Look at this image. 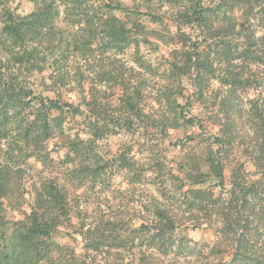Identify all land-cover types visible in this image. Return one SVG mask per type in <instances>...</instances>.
<instances>
[{
  "label": "trees",
  "instance_id": "obj_1",
  "mask_svg": "<svg viewBox=\"0 0 264 264\" xmlns=\"http://www.w3.org/2000/svg\"><path fill=\"white\" fill-rule=\"evenodd\" d=\"M29 1L34 3L31 12L19 14L7 7L0 10V264H89L87 257L97 259L106 251L121 260L118 264H135L126 261L133 247L140 252L137 264H162V256L170 264L177 260V252L190 249L178 235L179 229L187 223H199L202 215L215 232L219 228L220 236L216 238L215 233L207 244L212 257L208 264H264V240L254 243L252 239V235H264L259 229L264 225V107L258 105L257 95L264 88V0H233L230 5L228 0L213 5L209 0H175L180 6L175 7L179 10L174 21L178 27L183 24L179 36L184 46H189L173 51L167 78L184 80L191 90L185 95L182 89L174 92L171 87L157 95L161 108L158 118L145 111L142 85L131 80L135 68L127 64L103 72L102 79L113 81L121 89L114 111L108 103L98 102L95 95L87 99L83 89L78 91L79 103L63 100L62 88L77 82L78 75L69 80L60 69L62 57L56 58V52L68 41L63 35L70 33V45L78 46L85 35L77 33L83 29V34L89 32L95 38L101 32L103 49L116 56L132 48L135 63L152 70L140 47L150 43L145 16L163 22L154 9L131 8L121 0ZM236 6L243 10L240 19L227 14V8ZM83 10L87 13L82 14ZM117 11H124L126 18ZM61 14L65 17L59 24ZM254 15H258L260 30L252 22ZM152 35L162 38L156 30ZM214 81L224 92L213 108L208 105ZM250 89L255 93L249 94ZM240 98L245 100L240 104L247 107L250 116L245 130L239 123L244 112L232 113L240 105L234 100ZM67 114L85 122L89 138L66 132ZM212 114H217L219 129L210 136L209 150L186 152L177 160L175 172L167 170L158 155L147 162L132 156L135 145H125L114 157L119 172L129 176L131 185L154 179L150 187L157 195L150 193L139 224L123 228L124 223L110 218L106 222H72L75 199L60 176L77 178V173H84L86 177L93 175L94 183L98 179L104 183L102 174L110 163L95 148L99 140L121 133L133 139L149 134L151 144L160 141L158 135L166 140L168 129L180 124L202 129L203 135L204 118ZM239 136V147L252 159L255 170L248 171L245 162L239 163L232 168L227 185L226 159ZM59 138L68 149L58 161L48 150L49 143ZM16 158L26 165L35 158L45 168L58 162L55 168L60 176L47 177L36 185L30 201L20 185L24 173L18 170L22 166ZM168 181H175L183 195L185 211L190 213L185 219H179L170 204L161 200H170L162 185ZM208 182L215 183L217 194L209 190ZM7 206L21 210L23 218L5 220L2 213ZM63 228H70L71 235H80L85 253L78 255L74 246L56 239L55 234Z\"/></svg>",
  "mask_w": 264,
  "mask_h": 264
},
{
  "label": "rangeland",
  "instance_id": "obj_2",
  "mask_svg": "<svg viewBox=\"0 0 264 264\" xmlns=\"http://www.w3.org/2000/svg\"><path fill=\"white\" fill-rule=\"evenodd\" d=\"M232 1L233 0H228V4L230 5ZM121 2H123L125 6L131 8L139 7L140 10L144 11L148 10L147 8H152L156 11L155 13L160 16L159 18L163 20L162 23L160 21H156V23L153 21L154 19L149 16H145L144 19L146 26H148L147 32L149 33L148 36L150 43L142 44L140 50L141 53H143L142 56L152 65V70L141 68L137 65L138 63H135L133 56L134 50L132 48L128 49L125 54L120 56H116L114 52H107L104 50L102 36L100 35L101 32L95 38L90 37L88 34L89 32L87 33L84 31L83 34V29L80 30V33L77 34L85 36L80 37L83 41L78 46H74L72 43L70 45L72 36L70 33L67 34L66 32V36L63 35V39L68 41L64 42L63 48L56 52V58L62 57L61 63H59L61 66V72L69 76V80H72V76L78 75V81H71L68 86L62 88V98L65 101L77 104L79 103L78 91L83 89L86 93L87 99H89L90 96L95 95L98 102L108 103L113 107L114 111V108L119 104L118 97L121 89H119L120 87L113 81L102 79L103 72L118 70L122 64H127V66H133L135 68V70L131 72H135V75H133L134 77L130 75L131 80H133L134 84L142 85L143 94L146 97L144 106L145 111H150L151 115L158 118L160 116L161 108L156 102L157 95L161 94L166 88L171 87L172 90H176L174 92H178L182 89V94L185 95H188L191 90L189 83L184 80L181 82L176 79L168 80V72H166L170 68V60H172L173 51L177 49L181 52L184 49L187 50L189 46H184V43L179 36L181 34L180 31H182L184 27L183 24L178 27L174 21L176 19V12L179 10L175 9V7L180 6V3H175V0H121ZM209 2L213 5L218 2V0H209ZM5 7L22 14L31 12L34 9V3L29 0H0V10ZM227 9H229L227 14H229L230 17L240 19V14L243 12L240 7L236 6L232 9ZM61 10L64 11L63 6L61 7ZM86 13V11H82V14ZM116 14H118V16L120 15L122 18H126L124 11H117ZM126 16L128 18V14ZM64 17V14L60 15L59 24H62ZM71 18H75V16ZM252 22L255 26H258L257 28L260 30L261 27L259 25L261 23L258 19V15H254ZM1 24L2 11L0 13V26ZM155 30L158 32L159 36L162 37L161 39L160 37L152 35V32ZM187 31L192 32L193 30L188 29ZM192 35L193 37H196L195 33H192ZM62 51L63 54H60ZM213 83L214 91L210 97L212 101L208 106L214 108V101H219L222 98V96L219 97V95L220 92L223 94L224 90L219 87V84L216 83V81ZM110 84H114L115 86L112 88ZM253 93H255L254 89H250L249 94ZM49 94L53 97L55 96V93L53 92H49ZM177 95L179 96V93H177ZM257 95H260L258 98V105L264 107V88H262L261 93H257ZM217 97H219L218 100L216 99ZM242 97H244V95H242ZM234 101L237 102V104L245 102L242 98ZM200 108L199 110H201ZM246 108L245 105L240 104L232 112H244L245 116H240L241 120L239 121L242 130L246 129L247 125L245 124L248 123V120L250 119V116L246 113ZM194 112L200 113L198 109H194ZM58 115V113L55 114V116ZM212 115H207L204 118L205 121L203 123L205 129L203 130V135H201L202 129L186 124H180L176 128L168 129L166 140H161L160 135H158L157 138H159L160 141L155 140V142H152L151 144L148 139L150 137L149 134L137 135V137L133 139L130 135H124L121 133L118 135H109L99 140L95 148L99 152V156L110 163L105 166V170L102 174V180L104 183L101 182L100 179L94 183L93 175L86 177L84 173H77V178H74V175L60 176V171L55 168L57 167L58 162L49 165V168H45L44 165L38 162L35 158L30 160L29 165L23 164L21 159L16 158V163L19 166H22V168H19L18 170L24 173L20 185L25 193L26 199L31 201L32 197H35L36 185L38 186V184L41 181H44L47 177L60 176V181L68 186L67 189L70 192V197L75 199L72 216V222L74 224L81 222L83 219L90 221L94 220L96 222L101 221L99 219H103V221L106 222L109 218L112 221L115 220L124 223L123 228H127L132 224H139L142 220L139 216L144 215V205L147 204L146 201L148 200L150 193H152L153 189L150 186L153 185L150 184L154 179L149 178L150 180L146 184L131 185L132 183L129 176L119 172V169L115 165L114 157L123 150L125 145H135L131 152L132 156L140 159L141 162H147L149 158H158L155 156L158 155L165 163L167 170L172 169L173 172H175L177 160L186 154V152H207L209 150L208 144L213 140L210 136L211 134H216L219 129L217 126L218 122L216 121L218 120L216 117L217 114ZM65 118L64 127L68 134H78L83 139L89 138L87 131H85V122L80 117H72L67 114ZM191 136L192 139H190ZM65 137L61 138L66 139ZM61 138L52 140L49 143L48 150L50 157L58 161L63 159L67 152V146H65V142ZM241 140L242 137L240 136L236 139V143L234 142L235 149L229 154V159H226L227 166L225 168V174L227 185H229V177L232 168L236 167L239 163L245 162V167L248 171L255 170L252 159L247 157L243 147H239ZM173 143H175L174 146L172 145ZM50 172L59 175L51 174ZM214 184L215 183L208 182L206 186L210 188L209 190H215V194H217L218 188H216ZM162 185L167 195L170 197L169 201H166V198L164 201L163 197H161L162 202L170 204V208L174 210L179 219H185V216H188L190 213L185 211L186 204L183 201V195L177 190L175 181H168L162 183ZM152 194L156 193L154 192ZM24 208H28V204H25ZM21 212V210L11 209L7 206L4 209L2 216L5 220H19L24 216ZM213 218L216 219V215H214ZM214 219L211 224L215 222ZM209 224L210 223L206 221L205 217L202 215V220L199 223L191 222L187 223L186 226L181 227L178 235L184 237L190 249L189 251H187V249L177 252L175 255L177 260H172L169 263L208 264L207 262H210L212 257L208 254L207 244L212 242V239L215 238V233L217 235L216 238L219 236V231H217L219 228L217 230L215 229V232ZM259 226L260 231L264 232V225L260 224ZM71 232L70 228L60 229L55 234L56 239L63 244L74 246L78 255L85 253L80 235L74 233L71 235ZM252 239L254 243L255 240L262 241L264 240V235H252ZM139 257V249L133 247V249L129 251L126 261L133 260V262L137 264ZM160 259L162 264H168L163 256ZM163 259L165 260L163 261ZM88 262L89 264L122 263L121 260H115L114 255L109 254L107 251L98 256L97 259L87 257V263Z\"/></svg>",
  "mask_w": 264,
  "mask_h": 264
}]
</instances>
